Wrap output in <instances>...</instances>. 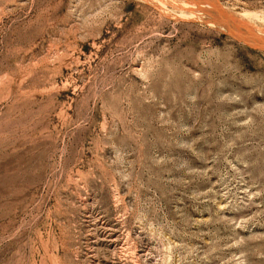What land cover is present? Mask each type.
<instances>
[{
  "label": "rangeland",
  "instance_id": "374dc122",
  "mask_svg": "<svg viewBox=\"0 0 264 264\" xmlns=\"http://www.w3.org/2000/svg\"><path fill=\"white\" fill-rule=\"evenodd\" d=\"M0 264H264V0H0Z\"/></svg>",
  "mask_w": 264,
  "mask_h": 264
}]
</instances>
